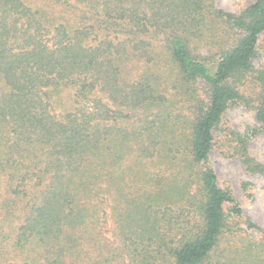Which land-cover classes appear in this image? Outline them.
Instances as JSON below:
<instances>
[{"label":"trees","instance_id":"obj_1","mask_svg":"<svg viewBox=\"0 0 264 264\" xmlns=\"http://www.w3.org/2000/svg\"><path fill=\"white\" fill-rule=\"evenodd\" d=\"M263 32L264 0H0V264H264L206 165L248 82L264 129Z\"/></svg>","mask_w":264,"mask_h":264},{"label":"rangeland","instance_id":"obj_2","mask_svg":"<svg viewBox=\"0 0 264 264\" xmlns=\"http://www.w3.org/2000/svg\"><path fill=\"white\" fill-rule=\"evenodd\" d=\"M254 0H215L216 6L237 14ZM202 55H207L204 47H198ZM209 56V55H208ZM254 70L264 68V32L259 36L257 53L251 59ZM199 91L207 97L208 85L198 81ZM248 82L241 89L244 99L231 103L223 112L220 121L213 129V144L208 153L206 165L215 172L217 184L228 188L241 209L235 220L246 229L245 219L264 230V172H250L242 162V155L264 165V129L256 119L253 96ZM228 205H225L227 208ZM259 236V231L249 229Z\"/></svg>","mask_w":264,"mask_h":264}]
</instances>
